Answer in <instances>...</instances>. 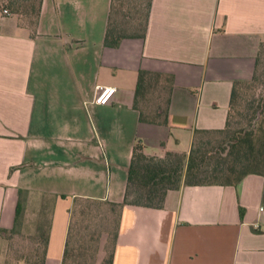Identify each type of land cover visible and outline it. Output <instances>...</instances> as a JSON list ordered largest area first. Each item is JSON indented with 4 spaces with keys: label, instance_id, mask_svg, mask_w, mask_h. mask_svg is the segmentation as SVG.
<instances>
[{
    "label": "crops",
    "instance_id": "0c3cea01",
    "mask_svg": "<svg viewBox=\"0 0 264 264\" xmlns=\"http://www.w3.org/2000/svg\"><path fill=\"white\" fill-rule=\"evenodd\" d=\"M112 1L42 0L33 25L0 7V264L32 263L40 232L43 264H65L82 198L119 207L111 264H264L260 173L118 205L137 143L162 157L226 127L264 43V0H152L145 36L110 45ZM141 69L171 78L165 123L135 105ZM100 85L116 87L108 103L95 102Z\"/></svg>",
    "mask_w": 264,
    "mask_h": 264
},
{
    "label": "trees",
    "instance_id": "16d2710c",
    "mask_svg": "<svg viewBox=\"0 0 264 264\" xmlns=\"http://www.w3.org/2000/svg\"><path fill=\"white\" fill-rule=\"evenodd\" d=\"M42 0H39V6L36 10V22L40 13ZM152 0H146V11L144 21L140 31L133 33H123L114 29L110 20L106 32V43L110 45L119 44L124 36L138 35L144 37L147 30V22L150 14ZM3 8V7H2ZM7 8V7H4ZM9 10V9H8ZM17 13L21 12L14 11ZM23 17V16H22ZM33 25V24H31ZM138 28L139 26H134ZM262 43L258 57L256 69L250 79L236 80L232 89L230 112L227 125L220 129H196L192 146L188 152L167 151L164 157L155 155H147L142 150V145L137 143L134 148L133 158L128 169V182L124 201L118 203L123 206L126 203L139 204L144 206L160 207L164 203L165 196L170 189H177L182 184H209L223 183L236 184L246 174L257 172L264 175V158H259V146H257V133L255 129H246L242 133H234L231 135V140L228 145H223L219 150L214 149L209 143H197V136L205 132L223 133L231 126L232 110L238 102L240 89L243 86L253 87L258 81H261L264 86V68L260 69ZM171 78L163 75L160 72L141 69L139 71L138 83L135 94V105L141 110L142 120L151 122H167V102L165 108L157 106L154 110H145L142 103L145 102L148 93H151L156 85L168 88V96L170 89ZM252 104V112L249 113V124L256 118L258 112H261L260 119L257 124H264V92L261 97L254 100ZM149 112H151L149 114ZM229 146V147H228ZM141 149L140 153L137 150ZM228 150L227 154L223 155V151ZM176 157V158H174ZM219 159L215 166L210 168L211 162L214 159ZM18 203L17 216L21 211ZM44 251L47 248L48 235L43 232ZM68 247L66 248V256ZM113 254L111 253L109 264L112 263ZM30 264H43V260L32 262Z\"/></svg>",
    "mask_w": 264,
    "mask_h": 264
},
{
    "label": "rangeland",
    "instance_id": "374dc122",
    "mask_svg": "<svg viewBox=\"0 0 264 264\" xmlns=\"http://www.w3.org/2000/svg\"><path fill=\"white\" fill-rule=\"evenodd\" d=\"M39 0H0V7H7L10 11L22 13L25 22L33 24L36 18V10ZM146 11V0H113L111 8V25L114 29L123 33L140 31ZM134 26H139L135 28ZM260 69L264 68V45L261 50ZM148 93L142 106L145 110H154L157 106L165 108L168 98V88L156 85ZM264 86L258 81L253 87L243 86L237 104L232 110L231 126L223 133L205 132L197 136V143H209L214 149L220 150L223 145H228L231 135L243 133L246 129H255L257 146H259V158H264V124H257L260 119L259 111L256 118L249 124V113L252 112V104L255 99L263 95ZM149 112V114L151 113ZM229 147V146H228ZM142 150L138 148L137 152ZM228 150L223 151V155ZM189 153V152H188ZM149 155V154H147ZM151 156V155H150ZM165 156V155H164ZM162 156V157H164ZM160 157V156H158ZM176 158V157H174ZM219 159L211 162L210 168L214 167ZM47 204H49L47 200ZM71 232L68 253L65 264H109L113 249L114 235L118 228L119 207L105 200L78 199L72 205ZM45 215L38 220L46 226ZM48 217V215H47ZM27 236H29L27 234ZM18 236H10V247L14 248V242ZM19 238V237H18ZM39 247L35 251L31 262L41 259L43 251L42 232L38 233ZM23 239V237H22Z\"/></svg>",
    "mask_w": 264,
    "mask_h": 264
},
{
    "label": "built area",
    "instance_id": "2783aa9c",
    "mask_svg": "<svg viewBox=\"0 0 264 264\" xmlns=\"http://www.w3.org/2000/svg\"><path fill=\"white\" fill-rule=\"evenodd\" d=\"M5 12H9L7 8H5ZM116 87L111 85H100L98 87L97 94L95 96V102L105 104L108 103L115 91Z\"/></svg>",
    "mask_w": 264,
    "mask_h": 264
}]
</instances>
